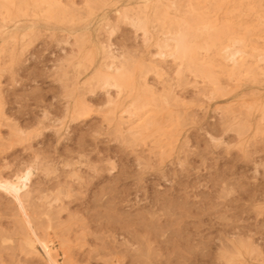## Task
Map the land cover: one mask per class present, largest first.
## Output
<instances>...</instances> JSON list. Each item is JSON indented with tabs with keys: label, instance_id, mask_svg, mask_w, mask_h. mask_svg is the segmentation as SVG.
I'll use <instances>...</instances> for the list:
<instances>
[{
	"label": "rangeland",
	"instance_id": "rangeland-1",
	"mask_svg": "<svg viewBox=\"0 0 264 264\" xmlns=\"http://www.w3.org/2000/svg\"><path fill=\"white\" fill-rule=\"evenodd\" d=\"M50 1L0 0V179L32 171L55 260L264 264V0ZM102 64L131 83L102 86ZM139 97L142 120L122 114ZM13 203L0 190V264H48Z\"/></svg>",
	"mask_w": 264,
	"mask_h": 264
},
{
	"label": "bare ground",
	"instance_id": "bare-ground-1",
	"mask_svg": "<svg viewBox=\"0 0 264 264\" xmlns=\"http://www.w3.org/2000/svg\"><path fill=\"white\" fill-rule=\"evenodd\" d=\"M47 1H50V0H47ZM52 1V0H51ZM50 1V2H51ZM89 1H92V0H89ZM53 2H55L54 0H53ZM45 3V2H44ZM47 3V2H46ZM56 3V2H55ZM93 3V2H92ZM3 4V3H2ZM37 4V3H36ZM53 4V3H52ZM52 4H50V5H52ZM12 5V4H11ZM93 5V4H92ZM96 5V4H95ZM98 5V4H97ZM165 5V4H164ZM3 6V5H2ZM159 6V5H158ZM52 7V6H51ZM241 7V6H240ZM166 8V7H165ZM5 9V8H4ZM91 9V8H90ZM94 9V8H93ZM6 10V9H5ZM157 10H158V8H157ZM64 11V10H63ZM159 11V10H158ZM232 11V10H231ZM8 12V11H7ZM65 12V11H64ZM66 13V12H65ZM63 14V13H62ZM156 15V14H155ZM27 17V16H26ZM65 17V16H64ZM52 18V17H51ZM59 18H61L60 16H59ZM67 18H69V17H67ZM165 18H166V15H165ZM7 19V18H6ZM248 19V18H247ZM70 22V21H69ZM53 23H54V21H53ZM72 23V22H71ZM250 25V24H249ZM264 25V24H263ZM248 26V25H247ZM251 26V25H250ZM255 26V25H254ZM249 29V28H248ZM253 29V28H252ZM190 34V33H189ZM191 35V34H190ZM77 38H80V37H77ZM191 38V37H190ZM188 39V37H187V33H181V34H179L178 35V37H176L174 40H175V54H173V57H175V58H178V60L179 59H182L183 60V58H185V56H186V54L188 53L189 54V46L187 45V41H189V39ZM22 40V39H21ZM169 40V38H165L164 39V42H166L167 43V41ZM244 40V39H243ZM25 41H27L26 39H25ZM79 41V40H78ZM189 43H190V41H189ZM247 43V42H246ZM240 43H238V45H239ZM188 46V47H187ZM239 47H241L240 45H239ZM238 49V48H237ZM237 49H233V50H228L227 51V54H228V56H227V60L231 63V64H233V67H239V63H238V58H239V56L240 55H242V52L240 51V49L239 50H237ZM247 49V48H246ZM189 51V52H188ZM80 52V51H79ZM101 52V51H100ZM104 52V51H103ZM192 52V51H191ZM126 54V53H125ZM188 54H187V56H188ZM106 57V59H108V58H112V60H114L115 59V57H114V55H111L110 53H105L104 54ZM160 55H163V53H160ZM122 56V55H121ZM128 56V55H127ZM71 57H72V55H71ZM73 57H75V56H73ZM88 58V57H87ZM194 58V57H193ZM193 58H191V59H193ZM67 59V58H66ZM74 59V58H73ZM104 59V58H103ZM119 59V58H118ZM75 60V59H74ZM91 60H93V58H91ZM121 60V59H120ZM120 60H119V62H120ZM130 60V59H129ZM67 61H68V59H67ZM122 61V60H121ZM69 62V61H68ZM72 62V60L70 61V63ZM128 62V61H127ZM130 62V61H129ZM104 63V62H103ZM127 64V63H126ZM82 65V64H81ZM91 65V64H90ZM118 65V64H117ZM125 66V65H124ZM231 66V65H230ZM254 66V65H253ZM101 67H103V68H105L106 67V70H107V72L106 73H103L102 71L103 70H101V69H103V68H101ZM100 68V70H98V71H96L95 72V79H97L98 80V82L99 83H102L103 85L102 86H104V87H107V86H115V87H117V88H119V89H121V87L123 86V85H127L129 82H130V78H131V74L129 73L128 74V71L126 70V69H124V68H116V66L114 67L113 65H108V66H103V64H102V66H101ZM123 67V66H122ZM233 67H232V69H233ZM72 69V68H71ZM130 69H131V67H130ZM247 69H248V67H247ZM259 69V68H258ZM62 71V70H61ZM232 71V70H231ZM66 72V71H65ZM105 72V71H104ZM63 73V72H62ZM73 73V72H72ZM229 73H230V71H229ZM250 73H252V72H250ZM257 73V72H256ZM228 74V73H227ZM242 74V73H241ZM244 74V73H243ZM66 75V74H65ZM130 75V76H129ZM248 75V74H247ZM251 75L252 74H250V77H251ZM207 76H209V74L207 75ZM260 76V75H259ZM78 77V76H77ZM130 77V78H129ZM214 77V76H213ZM235 77V76H234ZM237 77V76H236ZM254 77V76H253ZM261 77V76H260ZM212 78V77H211ZM231 78V77H230ZM233 78V77H232ZM247 78V77H246ZM80 79V78H79ZM237 79V78H236ZM239 79V78H238ZM250 79V78H249ZM132 80V79H131ZM212 80V79H211ZM240 80V79H239ZM242 80V79H241ZM215 81V80H214ZM255 81V80H254ZM89 82H90V80H89ZM235 82V81H234ZM249 82V81H248ZM67 83V82H66ZM85 83V82H84ZM131 83V82H130ZM250 83H251V81H250ZM255 83V82H254ZM253 83V84H254ZM65 84V83H64ZM261 84V83H260ZM96 85L97 84H95V86L94 87H96ZM125 85V86H126ZM65 86V85H64ZM68 86V85H67ZM70 86V85H69ZM73 86V85H72ZM93 86V85H92ZM91 86V87H92ZM128 86V85H127ZM103 87V88H104ZM237 87V86H236ZM88 88V87H87ZM132 88V87H131ZM233 88V87H232ZM127 89V88H126ZM86 90V89H85ZM96 90V89H95ZM125 90V89H124ZM128 90V89H127ZM134 90V89H133ZM136 92H138V91H136ZM63 94V93H62ZM120 94V93H119ZM131 96V95H130ZM137 96V95H136ZM66 97V96H65ZM143 98H145V97H143ZM66 99V98H65ZM145 100H148V98L146 99L145 98ZM145 100L144 99H142L141 97H139V98H137V100L131 105V107H127V109L126 110H124L123 112H122V114H127V115H129V118H139L140 120H142V116H141V114L145 111V109L146 108H148V106L150 107V105H149V102H148V104H147V101L145 102ZM155 100V99H154ZM65 101V100H64ZM149 101V100H148ZM152 101V100H151ZM110 102V104L109 105H112V107L114 106V104H113V101H109ZM125 102V101H124ZM84 103V102H83ZM132 103V102H131ZM152 103V102H151ZM150 103V104H151ZM153 103H154V101H153ZM153 103H152V106L154 107V105H153ZM156 103V102H155ZM158 103V102H157ZM161 104V103H160ZM84 105V104H83ZM83 105L82 106H79V107H81V109H82V111H83ZM116 105V104H115ZM157 105V104H156ZM151 106V107H152ZM40 107V106H39ZM117 107V106H116ZM48 108V107H47ZM69 108V107H68ZM67 108V109H68ZM132 108H134V111L132 110ZM66 109V108H65ZM85 109V108H84ZM116 108H114V110H115ZM119 109H120V107H119ZM155 109H157V108H155ZM109 110V109H108ZM121 110V109H120ZM113 111V110H112ZM157 111V110H156ZM110 112V111H109ZM146 112V111H145ZM158 112V111H157ZM161 112V111H160ZM110 113H113V112H110ZM66 114H67V112H66ZM154 114H156V113H154ZM68 115V114H67ZM114 115V114H113ZM146 115V114H145ZM152 115V114H151ZM75 117V116H74ZM43 118V117H42ZM70 119V118H69ZM149 119H150V117H149ZM162 119V118H161ZM2 120V119H1ZM47 120V119H46ZM64 120H66V119H64ZM114 120V119H113ZM121 120H123V117L121 116ZM139 120V121H140ZM145 120V119H144ZM148 120V119H147ZM146 120V121H147ZM62 121V120H61ZM149 121V120H148ZM148 121H147V123H148ZM60 122V121H59ZM135 123V122H134ZM151 123V122H150ZM145 125H147V124H145ZM148 125H149V123H148ZM62 126H64V125H62ZM60 127V126H59ZM56 130V129H55ZM58 135V134H57ZM16 136V135H15ZM19 136V135H18ZM17 138V137H16ZM21 139V138H20ZM19 139V140H20ZM23 139V138H22ZM10 140V139H9ZM17 140H18V138H17ZM18 140V141H19ZM26 141V140H25ZM21 142V141H20ZM10 143V142H9ZM7 144H8V142H7ZM21 144H22V142H21ZM11 147V146H10ZM24 172V171H23ZM22 172V174L20 175V176H18L17 178H16V180H6V179H0V190L1 191H3L6 195H8V196H11L12 198H13V202L15 203V205H16V208H14V210L16 209V210H18V212H19V215H20V217H19V219H18V223L20 224V226H19V229L22 231V232H25V233H27V235H28V238L26 239V242H25V244H26V246L28 247V249H27V252L26 251H24V252H26V255H28V256H30L29 258H31V256H38V255H40V253H39V251H38V247H40V249L42 250V252L44 253V255L46 256V258H47V261H48V264H59L58 262H57V259L55 260V258H54V256L56 257H58V255H53L54 254V252L55 251H53L52 249H51V246L49 245V243L50 242H48V241H46V240H44V239H46V238H44V237H42V238H44V239H41L40 238V236L39 235H37V229H34V226H33V223H32V221L33 220H35L34 218V215L36 216V214H33V217H32V214L31 213H29L28 212V210H27V208H26V205H25V201L24 200H26V199H24L23 200V194H24V191H26L25 189L27 188V185H28V183H29V181H30V178H31V175H32V171L31 170H27V171H25L24 173ZM19 175V174H18ZM15 176V175H14ZM62 181V180H61ZM61 184V183H60ZM59 186V185H58ZM27 192V191H26ZM29 196V195H28ZM27 196V197H28ZM35 197V196H34ZM36 199V198H35ZM52 201V200H51ZM30 202H31V200H30ZM35 202V201H34ZM101 202V201H100ZM13 203V204H14ZM56 205V204H55ZM28 206V205H27ZM32 206V205H31ZM30 207V206H29ZM28 207V208H29ZM34 207V206H33ZM53 207H55V206H53ZM85 207V206H84ZM35 208V207H34ZM37 208V207H36ZM47 208V207H46ZM67 209V208H66ZM96 209V208H95ZM15 210V211H16ZM39 210V209H38ZM83 211V210H82ZM31 212V211H30ZM43 212V211H42ZM49 213V212H48ZM48 213H46L47 215H48ZM56 214H57V212H56ZM55 214V215H56ZM102 214V213H101ZM15 215V214H14ZM17 215H18V213H17ZM38 215V214H37ZM45 215V214H44ZM95 215V214H94ZM16 216V215H15ZM39 216V215H38ZM37 216V217H38ZM58 216V215H57ZM104 216V215H103ZM113 216V215H112ZM37 217H36V219H37ZM32 218H33V220H32ZM39 218V217H38ZM103 218V217H102ZM113 218V217H112ZM60 219V218H59ZM58 219V220H59ZM92 220H94V219H92ZM102 220V219H101ZM105 220V219H104ZM91 221V220H90ZM113 221V220H112ZM47 222H48V220H47ZM94 222H95V220H94ZM17 223V222H16ZM34 223H35V221H34ZM61 223V222H60ZM63 223H65V222H63ZM68 223V222H67ZM102 223H104V222H102ZM143 223V222H142ZM154 224V223H153ZM49 225V224H48ZM102 225V224H101ZM96 226V225H95ZM110 226V225H109ZM100 227V226H99ZM108 227V226H107ZM8 228H10V225H8ZM40 228V227H39ZM54 228V227H53ZM156 228V227H155ZM14 229H16L17 230V226H15V228H13V230ZM48 229V228H47ZM102 229V228H101ZM12 230V231H13ZM35 230H36V232H35ZM54 230V229H53ZM83 230V229H82ZM52 231V230H51ZM75 231V230H74ZM138 231V230H137ZM160 231V230H159ZM53 232V231H52ZM61 233V232H60ZM64 234H66L65 232H64ZM128 234V233H127ZM151 234V233H150ZM17 235V234H16ZM15 235V236H16ZM29 235H31L30 237H29ZM42 235V234H41ZM83 235V234H82ZM88 235V234H87ZM26 236V235H25ZM39 236V237H38ZM47 236V235H46ZM27 237V236H26ZM62 237V236H61ZM94 237V236H93ZM55 238V237H54ZM49 238H47V240H48ZM56 239V238H55ZM59 239V238H58ZM126 239V238H125ZM2 240V239H1ZM103 240V239H102ZM62 242H64L63 240H61ZM114 241V240H113ZM66 242V241H65ZM68 243V240H67V242L65 243V244H67ZM70 243V242H69ZM97 243V242H96ZM108 243V242H107ZM99 244V243H98ZM61 245V244H60ZM106 245V244H105ZM97 246V245H96ZM128 246V245H127ZM106 247V246H105ZM108 247V246H107ZM111 247V246H110ZM123 247V246H122ZM3 248V247H2ZM59 248V247H58ZM14 249V248H13ZM16 249H18V248H16ZM20 249V248H19ZM101 249V248H100ZM105 249V248H104ZM108 248H106V250H107ZM122 249V248H121ZM8 250V249H7ZM8 251H10V250H8ZM112 251V250H111ZM19 252V251H18ZM13 254V253H12ZM56 254H58V253H56ZM101 254V253H100ZM105 254V253H104ZM107 254V253H106ZM77 255V254H76ZM18 256V255H17ZM128 256V255H127ZM7 257H10V256H7ZM12 257V256H11ZM68 255H67V259H68ZM18 258V257H17ZM23 258V257H22ZM104 258V257H103ZM110 258H111V256H110ZM0 259H1V253H0ZM6 259V258H5ZM34 259V258H33ZM7 260V259H6ZM31 260V259H30ZM71 260V259H70ZM1 261V260H0ZM11 261V260H10ZM13 261V260H12ZM45 261H46V259H45ZM59 261V260H58ZM66 261H68V260H66ZM138 261V260H137ZM65 262V261H64ZM11 263H13V262H11ZM17 263V262H16ZM70 263V262H69ZM73 263V262H72Z\"/></svg>",
	"mask_w": 264,
	"mask_h": 264
}]
</instances>
